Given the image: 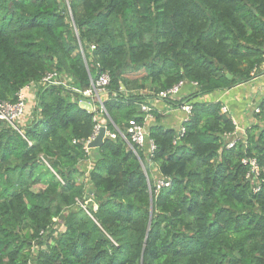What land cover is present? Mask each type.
Returning a JSON list of instances; mask_svg holds the SVG:
<instances>
[{"label":"trees","instance_id":"trees-1","mask_svg":"<svg viewBox=\"0 0 264 264\" xmlns=\"http://www.w3.org/2000/svg\"><path fill=\"white\" fill-rule=\"evenodd\" d=\"M263 63L264 0H0V101L37 86L29 122L0 120V264H264V99L232 148L222 104L195 101ZM102 72L103 110L80 107ZM180 82V129L152 110L133 152L118 131ZM96 126L115 137L87 151Z\"/></svg>","mask_w":264,"mask_h":264},{"label":"built area","instance_id":"built-area-1","mask_svg":"<svg viewBox=\"0 0 264 264\" xmlns=\"http://www.w3.org/2000/svg\"><path fill=\"white\" fill-rule=\"evenodd\" d=\"M68 81L69 79H67L64 75H60L57 72H47L40 79L39 84L40 86L66 85ZM109 81L110 78L107 72H102L97 76V78L90 80L89 88H87L81 93L82 96L88 100H82V101L88 102L91 105L95 103L98 106V108L103 110L102 96L105 93V89L108 86ZM182 84L183 83L180 82L177 85L173 86L172 88L168 89L167 91L160 92L158 94V97L161 100L171 99L178 93L180 86ZM27 88L28 86H25L16 93L14 102L0 101V120L7 122L15 130H17L16 126L18 124V121L25 116L24 113L25 104H26L25 91ZM93 107L94 106L92 105V109ZM179 109L185 112L186 114H190L191 105L189 103H184ZM140 111L144 114L143 124L137 123L134 119H132L128 122V127L125 131V134L118 131L121 138L129 144L133 152H135V150L132 147V145H130V142L128 141L126 136H128L132 144L142 149L146 145V136H147L146 124L153 118L151 113L152 108L148 104H141ZM221 112L223 114L229 113L228 109L224 106L221 107ZM233 123L236 125L234 120ZM100 127L101 126H96L95 134L97 133ZM95 134L93 135V137L95 136ZM105 135L111 138L115 137L114 133H109L107 131ZM233 136L234 138L227 142L226 145L227 148H232L235 142H237L238 136L236 137L235 134ZM93 137L89 139L87 143L90 142L93 139ZM147 145L149 147V152L151 153L154 150V145L151 141H148ZM86 150L88 151V148ZM242 163L249 164L250 166L249 173L254 174L255 176L258 175V167L254 159H249V160L242 159ZM249 173H247V175ZM163 185L167 186L168 183L157 182L156 187L158 189ZM28 264H32V263L29 262Z\"/></svg>","mask_w":264,"mask_h":264},{"label":"crops","instance_id":"crops-1","mask_svg":"<svg viewBox=\"0 0 264 264\" xmlns=\"http://www.w3.org/2000/svg\"><path fill=\"white\" fill-rule=\"evenodd\" d=\"M257 73L258 75H254L253 78L246 83H241L230 90L216 91L212 94L201 95L195 99V101L200 103L220 102L222 106L228 109L229 116L236 123L235 136H242L247 127L258 123L253 113L254 111H258V104L264 99V63L258 68ZM36 87L37 86L34 84L28 86L25 91L26 99L27 96L30 95L32 96L31 100L34 101ZM193 91H195L194 84L183 83L178 93L174 96V100L186 98V96ZM103 97L104 96H102V98ZM28 100H26L27 107L30 111L32 103ZM146 104L158 113L161 117L160 123L164 128L180 129L186 115L179 108L169 105L164 100L155 98L148 99ZM24 117L19 121L20 123L24 121L29 122L31 120L28 113L27 116Z\"/></svg>","mask_w":264,"mask_h":264},{"label":"water","instance_id":"water-1","mask_svg":"<svg viewBox=\"0 0 264 264\" xmlns=\"http://www.w3.org/2000/svg\"><path fill=\"white\" fill-rule=\"evenodd\" d=\"M79 106L86 109V110H89L91 111L92 110V105L88 102H84V101H81L79 103ZM105 134H106V129L104 126H101L97 133L95 134V136L93 137V139L87 143L86 147L88 149H95V148H98L99 146H101L102 142H103V139L105 137Z\"/></svg>","mask_w":264,"mask_h":264},{"label":"rangeland","instance_id":"rangeland-1","mask_svg":"<svg viewBox=\"0 0 264 264\" xmlns=\"http://www.w3.org/2000/svg\"><path fill=\"white\" fill-rule=\"evenodd\" d=\"M146 131H147V129H146ZM88 170V167L85 169L84 168V166H82V168H81V166H80V170ZM85 175H86V173H85ZM83 179V176L82 175H80V174H77L76 176H75V180L77 181V182H79V181H81ZM94 209H96V207L94 208Z\"/></svg>","mask_w":264,"mask_h":264}]
</instances>
